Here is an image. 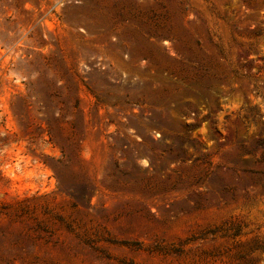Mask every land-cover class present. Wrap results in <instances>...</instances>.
I'll return each mask as SVG.
<instances>
[{
  "label": "rangeland",
  "instance_id": "1",
  "mask_svg": "<svg viewBox=\"0 0 264 264\" xmlns=\"http://www.w3.org/2000/svg\"><path fill=\"white\" fill-rule=\"evenodd\" d=\"M262 133L264 0H0V264H264Z\"/></svg>",
  "mask_w": 264,
  "mask_h": 264
},
{
  "label": "trees",
  "instance_id": "2",
  "mask_svg": "<svg viewBox=\"0 0 264 264\" xmlns=\"http://www.w3.org/2000/svg\"><path fill=\"white\" fill-rule=\"evenodd\" d=\"M165 38H168V39H170L171 41L175 40V38H173V37L170 36V35L165 36ZM196 69H197L198 71L205 70L203 67H197ZM197 75L200 76L201 78H203V77L205 76L204 74H201V73H197ZM191 79H192V78H191ZM95 98H96V100H97L98 102L101 101L100 98H99V96L95 95ZM262 134H264V133H262ZM246 152H247V153H250V154L253 155V157H254V162H257V161H258V159H257V157H256L257 154H258V152H261V153H262V157H264V138L261 139V140H259V141H257V142H255L254 144H252V145L250 146V148H249L248 150H246ZM246 172L249 173V174H251V175H257V174H260V175L264 176V173H257V172H255V171H253V170H246ZM257 181H258V180H255L254 182H257Z\"/></svg>",
  "mask_w": 264,
  "mask_h": 264
}]
</instances>
